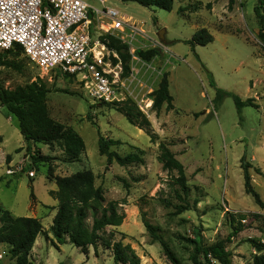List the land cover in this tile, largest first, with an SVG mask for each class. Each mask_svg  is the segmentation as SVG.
I'll list each match as a JSON object with an SVG mask.
<instances>
[{
  "label": "rangeland",
  "instance_id": "obj_1",
  "mask_svg": "<svg viewBox=\"0 0 264 264\" xmlns=\"http://www.w3.org/2000/svg\"><path fill=\"white\" fill-rule=\"evenodd\" d=\"M86 1L101 7L99 0ZM258 1L233 0L229 7V0H174L172 10L166 11L132 0H105L106 6L114 7L125 21L135 23L146 35L159 40L172 55L162 67L168 73L172 109L163 105L156 112L152 102L150 105L145 100L151 97L161 77L158 75L148 85L152 69H159L162 59L169 57L162 50L136 74L141 83L130 86L134 92H143L131 98L149 119L157 135L154 141L129 123L115 106L93 101L75 77L56 71L43 73L23 55L17 58L22 64L21 72L0 67L5 88L13 89L35 79L50 87L47 94L50 117L72 127L85 144V151L72 162L57 143L30 142L27 148L16 118L0 105V206L14 216L39 219L42 231L30 252L32 264H113L111 249L101 242L96 250L90 246L88 253H84L69 241L63 244L55 241L50 226L58 201L50 191L57 186L48 178L49 168L55 176L81 170L93 172L95 185L103 190L104 204L117 200L124 213L121 225L106 227L100 232L101 239L129 244L140 264H173L161 244L151 240L142 222L143 214L159 228L180 264H193L194 244L190 240L205 245L223 240L232 264H250L254 250L247 239L264 241V178L253 169L259 167L264 171V46L256 37L258 22L254 13ZM208 2L216 5L212 12L205 7ZM184 6L188 9L178 12ZM203 27L211 33L213 41L192 46L188 41ZM161 30L163 38L159 39L157 34ZM137 48L150 46L137 45ZM206 71L218 88L229 93L220 101L216 100ZM232 95L241 100L253 98L258 107L238 109ZM98 131L121 141L110 148L120 155L141 149L144 162L121 166L113 161L107 165L106 157L98 152ZM160 142L166 143L184 166L189 187L190 209L177 215L173 213V205L179 203L174 192L178 186L172 185L176 173L164 170L158 161ZM36 152L49 156L50 160L34 162L31 155ZM16 163H23L24 172L18 176L5 174L6 167ZM242 163L251 165V185L263 207L251 193L244 191ZM27 169L34 171L33 177H28ZM164 199L171 204L166 205ZM239 214L246 217L243 226L238 224ZM239 227L241 230L234 232ZM8 248L7 244L0 245V264H15ZM198 259L208 264L202 255Z\"/></svg>",
  "mask_w": 264,
  "mask_h": 264
},
{
  "label": "trees",
  "instance_id": "obj_2",
  "mask_svg": "<svg viewBox=\"0 0 264 264\" xmlns=\"http://www.w3.org/2000/svg\"><path fill=\"white\" fill-rule=\"evenodd\" d=\"M138 4L151 8L156 7L166 11L173 8L174 0H132ZM231 7L233 0H229ZM264 0H259L254 7V13L258 22L257 39L264 46V11L262 10ZM206 8H211V2L205 5ZM188 6L179 7L178 12H184ZM100 40L107 46L108 49L117 53L122 66V76H127L130 72L131 55L128 51V46L122 43L119 39L111 35H101ZM213 41V36L207 28L197 29L191 39L188 41L192 46L206 45ZM136 54L144 59L151 60L159 54L157 48L137 49ZM23 55L28 59L20 46L14 45L8 50L0 51V67L7 66L17 72H21L22 64L18 60V56ZM12 58V60L8 59ZM113 63L117 59L111 57ZM209 76V83L214 87L216 92V100L220 101L225 95L229 94L226 91L218 88L213 80L211 73L206 71ZM1 74V70H0ZM66 77H72L64 74ZM51 88L46 86L40 79H35L24 85H17L13 89L5 88L2 85L0 77V105L5 107L7 111L16 118L18 129L26 142V147L29 148V143H43L51 145L57 143L70 162L78 160L80 155L85 151V144L82 137L70 126L55 121L50 117L47 106V94ZM152 99V108L158 112L165 105L166 109L173 108V98L169 93L168 73L163 72L156 88L150 93ZM234 103L238 109L242 106H253L257 108L253 98L241 100L237 95H232ZM105 105H113L115 109L122 113L129 123L142 129L150 136L151 140L157 138L156 133L151 129V123L146 115L139 110L134 101L130 98L125 101L113 103H101ZM121 144L118 139H111L103 136L98 131V152L106 157V163L111 164L113 161L121 166L129 164H141L144 162L142 158V150L128 152L124 155L118 154L111 150V146ZM34 162L49 161L50 157L36 152L31 155ZM158 161L162 164V168L167 171H175L173 176L175 196L179 203L173 205L174 214H180L185 210L190 209L187 201L189 187L187 185L184 166L175 157V154L169 149L164 142L159 143ZM243 159V158H242ZM243 170L244 191L251 193L258 205L263 207L258 193L251 185V177L249 174V163L241 164ZM254 171L264 178V171L259 167H253ZM30 170V169H27ZM48 178L55 181L56 190L50 191V194L57 199L56 212L52 218L50 230L55 241L58 244H63L69 241L72 245L80 248L84 253H88V248L91 246L96 250L97 245L101 242L105 247L111 249L113 264H140V259L134 249L129 244H123L120 240L110 242L107 239H101L100 232L108 226L116 227L121 225L124 219V213L121 211L120 202L110 200L104 204V193L100 186L94 183V174L91 170H81L72 173L68 176L53 175L51 168L48 169ZM128 187V184L125 183ZM31 198L34 200V195L31 192ZM166 205L171 202L164 199ZM255 216H258L254 214ZM91 219V223H88ZM246 217L242 214L237 215L239 226H243L242 220ZM143 225L151 237L152 241H158L165 253L173 264H180L179 259L164 241L159 233V228L151 224L142 215ZM235 229L234 232L240 231ZM42 231V226L36 217L14 216L11 212L0 206V245L7 244L8 254L15 260V264H32L29 259L30 252L33 248L37 235ZM232 235V234H231ZM247 241L252 246L254 253L250 264H264V243L248 238ZM194 244V252L191 255L193 264H202L198 256L202 255L205 262L212 263L211 259L220 264H232L230 253L226 249L225 242L218 240L210 245L198 243L190 240ZM6 254V253H4ZM211 258V259H210Z\"/></svg>",
  "mask_w": 264,
  "mask_h": 264
},
{
  "label": "built area",
  "instance_id": "obj_3",
  "mask_svg": "<svg viewBox=\"0 0 264 264\" xmlns=\"http://www.w3.org/2000/svg\"><path fill=\"white\" fill-rule=\"evenodd\" d=\"M99 2L101 7L86 0H0V51L20 46L38 70L75 77L93 101L113 103L126 97L136 98L143 93L130 89L132 84L140 82L136 74L158 56L149 61L140 58L136 54L137 45L157 48L169 55L162 59L159 69H152L148 85L162 75V67L170 62L172 55L159 40L146 35L135 23L125 21L114 7L106 6L105 0ZM106 34L127 44L131 55L127 76H122L117 53L100 40ZM111 57L117 62L113 63ZM145 100L151 105L150 98ZM23 172V163L11 164L5 169L9 176ZM27 175L33 177L34 171L27 170Z\"/></svg>",
  "mask_w": 264,
  "mask_h": 264
},
{
  "label": "crops",
  "instance_id": "obj_4",
  "mask_svg": "<svg viewBox=\"0 0 264 264\" xmlns=\"http://www.w3.org/2000/svg\"><path fill=\"white\" fill-rule=\"evenodd\" d=\"M240 7L242 5V3H239ZM215 4H212L211 8H210V12H212L214 9H215ZM235 7H236V4H235ZM246 39V38H245ZM247 40V39H246Z\"/></svg>",
  "mask_w": 264,
  "mask_h": 264
},
{
  "label": "water",
  "instance_id": "obj_5",
  "mask_svg": "<svg viewBox=\"0 0 264 264\" xmlns=\"http://www.w3.org/2000/svg\"><path fill=\"white\" fill-rule=\"evenodd\" d=\"M157 36L159 39H162L163 38V30L159 31Z\"/></svg>",
  "mask_w": 264,
  "mask_h": 264
}]
</instances>
